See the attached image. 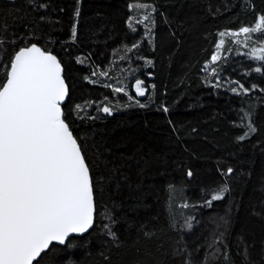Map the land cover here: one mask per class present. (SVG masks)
Here are the masks:
<instances>
[{"label":"trees","instance_id":"trees-1","mask_svg":"<svg viewBox=\"0 0 264 264\" xmlns=\"http://www.w3.org/2000/svg\"><path fill=\"white\" fill-rule=\"evenodd\" d=\"M146 12L155 22L149 38L144 25L127 26ZM260 13L264 0H0V71L30 43L58 56L69 85L62 107L94 183L93 227L52 245L39 264H264V74L254 71L264 63L244 55L258 39L238 46L226 36L211 62L219 33L253 25ZM106 84L126 86L133 99ZM240 84L258 87L233 94ZM105 105L112 115L99 111ZM249 107L257 131L238 141ZM225 185L224 198L208 206Z\"/></svg>","mask_w":264,"mask_h":264},{"label":"snow or ice","instance_id":"snow-or-ice-1","mask_svg":"<svg viewBox=\"0 0 264 264\" xmlns=\"http://www.w3.org/2000/svg\"><path fill=\"white\" fill-rule=\"evenodd\" d=\"M79 3L77 0V5ZM45 7L43 3L37 6L38 9ZM133 7L129 5L130 9ZM79 16L80 7L77 6L75 17L78 19ZM135 25H144L145 38H149L155 27L151 12L139 17L129 16L128 28L135 32ZM77 35V23H74L71 29L73 42ZM226 36L237 38L232 42L238 46L242 44L238 37L245 38L243 45L246 46L255 36L258 46L251 47L244 55L264 63V13L257 15L253 25L241 26L238 31L220 32L212 62L220 59L219 52L224 48ZM11 42L15 44L16 40ZM5 43L7 41L0 39V49ZM138 47L139 44H133L126 51L131 52ZM84 62L82 58H76V63ZM146 63L151 66L152 61L146 60ZM254 71L264 74V69L259 66ZM64 72L58 56L36 43L16 49L0 71V76L4 77L0 80V264H39L38 258L54 242L65 245L73 235L86 234L93 227L94 183L86 157L62 107L69 96ZM97 75L95 71L92 73V76ZM99 75L106 77L108 73L99 72ZM84 79L93 84L97 82L87 76ZM104 86L114 93H123L129 100L133 99L126 86ZM211 86L220 87L221 81L218 79ZM257 87L253 84L246 88L240 84L239 89L232 87L231 92L248 95ZM134 89L136 96L146 95L143 80L136 79ZM139 106L143 108L146 105L139 103ZM82 110L81 105L75 106L78 115ZM163 110L168 111L166 107ZM99 111L112 115L113 108L105 105ZM253 117L254 108L241 109L236 126L247 131L237 137L238 141H244L257 131ZM233 171L229 167L224 174L231 175ZM187 176L192 177L193 172L188 170ZM228 190L225 185L215 192L206 201L208 206L223 199ZM187 226L191 228L190 223ZM105 228L108 235L116 240L110 226L106 224ZM225 259H228L227 253ZM186 264L192 262L186 261Z\"/></svg>","mask_w":264,"mask_h":264},{"label":"water","instance_id":"water-1","mask_svg":"<svg viewBox=\"0 0 264 264\" xmlns=\"http://www.w3.org/2000/svg\"><path fill=\"white\" fill-rule=\"evenodd\" d=\"M83 235H84V234H83ZM80 236H82V235H80ZM80 236L73 235V236L70 237L69 239H71V238H73V237H80ZM52 245L63 246V245H60V244L55 243V242H54ZM52 245H51V246H52ZM51 246H50V247H51ZM47 251H48V250H47ZM47 251H46V252H47Z\"/></svg>","mask_w":264,"mask_h":264},{"label":"rangeland","instance_id":"rangeland-1","mask_svg":"<svg viewBox=\"0 0 264 264\" xmlns=\"http://www.w3.org/2000/svg\"><path fill=\"white\" fill-rule=\"evenodd\" d=\"M242 37V36H241ZM241 40V42H243L244 41V39H243V41H242V39H240ZM212 62V61H211ZM134 91H135V89H134Z\"/></svg>","mask_w":264,"mask_h":264}]
</instances>
